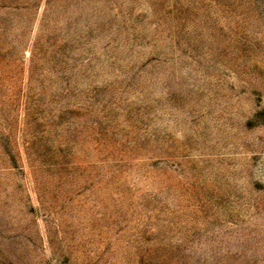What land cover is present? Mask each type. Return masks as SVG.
Segmentation results:
<instances>
[{
  "label": "rangeland",
  "instance_id": "obj_1",
  "mask_svg": "<svg viewBox=\"0 0 264 264\" xmlns=\"http://www.w3.org/2000/svg\"><path fill=\"white\" fill-rule=\"evenodd\" d=\"M0 264H264V0H0Z\"/></svg>",
  "mask_w": 264,
  "mask_h": 264
}]
</instances>
